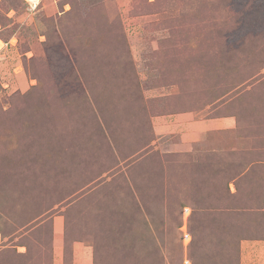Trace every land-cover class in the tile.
<instances>
[{"label": "rangeland", "instance_id": "1", "mask_svg": "<svg viewBox=\"0 0 264 264\" xmlns=\"http://www.w3.org/2000/svg\"><path fill=\"white\" fill-rule=\"evenodd\" d=\"M263 161L264 0H0V264H264Z\"/></svg>", "mask_w": 264, "mask_h": 264}, {"label": "crops", "instance_id": "2", "mask_svg": "<svg viewBox=\"0 0 264 264\" xmlns=\"http://www.w3.org/2000/svg\"><path fill=\"white\" fill-rule=\"evenodd\" d=\"M196 126H199L200 131L197 133V136L200 137L203 133H209V132H217V131H229L231 132L235 128V120L231 117H225V118H218L213 120H207L205 122L199 123L195 122L193 123ZM181 126L184 128V124H181ZM261 168L255 169L251 172V178L255 181L252 183L253 188L251 190H256L260 192L262 190L264 197V161L261 162ZM254 165V164H253ZM245 172L244 174H246ZM231 192L236 191L237 187H235L233 184H230Z\"/></svg>", "mask_w": 264, "mask_h": 264}, {"label": "built area", "instance_id": "3", "mask_svg": "<svg viewBox=\"0 0 264 264\" xmlns=\"http://www.w3.org/2000/svg\"><path fill=\"white\" fill-rule=\"evenodd\" d=\"M41 0H24L29 11H35Z\"/></svg>", "mask_w": 264, "mask_h": 264}]
</instances>
